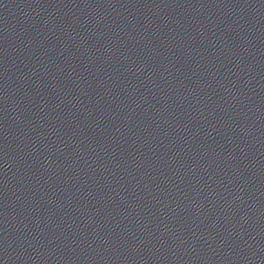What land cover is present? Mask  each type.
Wrapping results in <instances>:
<instances>
[{
  "label": "water",
  "instance_id": "95a60500",
  "mask_svg": "<svg viewBox=\"0 0 264 264\" xmlns=\"http://www.w3.org/2000/svg\"><path fill=\"white\" fill-rule=\"evenodd\" d=\"M0 264H129L30 179L0 160Z\"/></svg>",
  "mask_w": 264,
  "mask_h": 264
}]
</instances>
